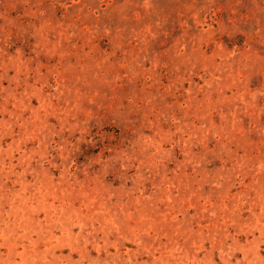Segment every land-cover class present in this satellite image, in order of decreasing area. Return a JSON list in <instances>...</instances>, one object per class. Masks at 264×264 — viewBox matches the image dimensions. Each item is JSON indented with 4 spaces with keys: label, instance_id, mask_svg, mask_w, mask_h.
Instances as JSON below:
<instances>
[{
    "label": "rangeland",
    "instance_id": "obj_1",
    "mask_svg": "<svg viewBox=\"0 0 264 264\" xmlns=\"http://www.w3.org/2000/svg\"><path fill=\"white\" fill-rule=\"evenodd\" d=\"M0 264H264V0H0Z\"/></svg>",
    "mask_w": 264,
    "mask_h": 264
}]
</instances>
